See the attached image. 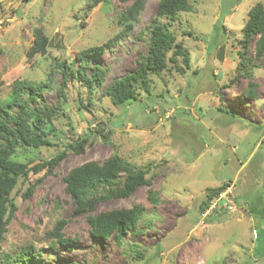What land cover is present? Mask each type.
<instances>
[{"label": "rangeland", "instance_id": "rangeland-1", "mask_svg": "<svg viewBox=\"0 0 264 264\" xmlns=\"http://www.w3.org/2000/svg\"><path fill=\"white\" fill-rule=\"evenodd\" d=\"M132 2L0 0V97L24 79L50 83L43 94L55 101L61 79L55 61L73 60L119 35L125 28L120 16ZM258 2L264 5V0H189L190 10L179 12L170 29L188 51L191 67L179 73L169 62L160 75L150 76V93L140 90L137 100L114 105L98 87L88 90L76 79L68 83L65 115L55 120L60 136L51 135L52 144L38 149L19 145L11 156L33 165L67 151L52 172L20 177L11 194L17 209L0 243V262L9 255L18 264L17 255L32 245L33 264L85 258L89 264H264V55L256 58L254 39L249 52L240 54L243 27ZM157 3L142 0L130 32L92 58L90 65L109 68L108 82L136 68L146 54L149 33L143 29ZM36 29L48 43L44 53L30 56ZM80 136L88 142L76 153L69 145ZM111 155L148 168L151 186L75 213L65 176ZM220 185L218 192L210 190ZM135 204L144 208L140 232L128 233L126 246L113 238L105 245L91 238L90 216ZM61 219L66 221L62 237L74 240L70 245L51 235Z\"/></svg>", "mask_w": 264, "mask_h": 264}, {"label": "trees", "instance_id": "trees-1", "mask_svg": "<svg viewBox=\"0 0 264 264\" xmlns=\"http://www.w3.org/2000/svg\"><path fill=\"white\" fill-rule=\"evenodd\" d=\"M143 8L142 0H133L130 7L121 14L120 21L124 24L123 31L101 45L92 46L78 52L73 60H56V68L61 73L57 97L49 101L44 97V90L51 86L48 82H34L31 80H15L11 84V91L3 98L0 97V243L7 231V226L13 218L17 205L11 197L20 177L28 178L29 174L39 173L46 169L52 172L57 164L66 156L67 151H58L52 158L41 160L33 165L27 162L13 160L12 154L19 145L38 149L51 145V135L60 136L55 120L65 115L64 101L67 100L66 89L72 79L93 90L100 88L102 95L109 97L114 105H122L137 100L139 91L150 93L152 74L160 75L168 63L175 64L179 73L191 67V59L182 42H177L176 36L170 29L172 21L179 12L189 11V0H158L156 10L143 32L149 33L146 54L138 59L136 68L114 77L108 82V67L98 63L90 65L94 56L109 50L118 38L130 32L133 24L138 20ZM167 20V21H165ZM34 42L29 50L33 56L37 52H45L48 37L41 29L34 31ZM255 40L256 58L264 55V5L255 4L249 11L248 19L243 27V37L240 40L244 57L250 50V42ZM171 52V53H169ZM180 60L182 64L180 65ZM108 82V83H107ZM107 83V84H106ZM251 95H253L250 92ZM228 113V111H225ZM87 136H80L69 147L76 153L85 150ZM148 168H139L134 162L111 155L103 162L90 161L72 168L65 176V190L74 202V212L79 214L92 211L95 206L110 197H127L139 186H151V178L147 177ZM37 183L28 187L24 196L33 193ZM224 188H210L218 192ZM150 199L154 200L155 192L148 191ZM208 205L201 207L204 211ZM144 208L135 204L130 208H115L89 217L90 235L95 242L105 245L113 238L118 246H126L124 239L130 232H140L138 229ZM66 224L64 219L57 221L51 235L55 242L70 245L74 240L61 235ZM128 250V248H125ZM35 247L29 245L21 250L14 262L18 264L35 263ZM137 254V251H134ZM8 256L0 264H12ZM139 261L142 256L136 255ZM136 261V260H135ZM13 262V263H14ZM61 264H89L87 259L78 261L69 259Z\"/></svg>", "mask_w": 264, "mask_h": 264}, {"label": "built area", "instance_id": "built-area-1", "mask_svg": "<svg viewBox=\"0 0 264 264\" xmlns=\"http://www.w3.org/2000/svg\"><path fill=\"white\" fill-rule=\"evenodd\" d=\"M210 208H211V206H210Z\"/></svg>", "mask_w": 264, "mask_h": 264}]
</instances>
